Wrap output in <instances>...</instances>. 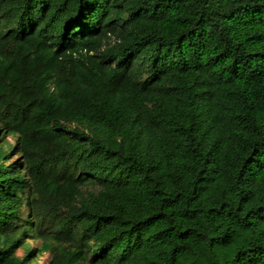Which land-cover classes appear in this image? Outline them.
I'll return each instance as SVG.
<instances>
[{"label":"trees","instance_id":"16d2710c","mask_svg":"<svg viewBox=\"0 0 264 264\" xmlns=\"http://www.w3.org/2000/svg\"><path fill=\"white\" fill-rule=\"evenodd\" d=\"M0 264H264V0H0Z\"/></svg>","mask_w":264,"mask_h":264},{"label":"rangeland","instance_id":"374dc122","mask_svg":"<svg viewBox=\"0 0 264 264\" xmlns=\"http://www.w3.org/2000/svg\"><path fill=\"white\" fill-rule=\"evenodd\" d=\"M8 141H9L10 144H12V140L11 139H9Z\"/></svg>","mask_w":264,"mask_h":264}]
</instances>
